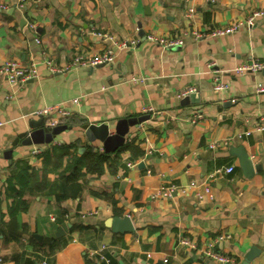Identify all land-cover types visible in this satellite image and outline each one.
<instances>
[{"label":"crops","instance_id":"0c3cea01","mask_svg":"<svg viewBox=\"0 0 264 264\" xmlns=\"http://www.w3.org/2000/svg\"><path fill=\"white\" fill-rule=\"evenodd\" d=\"M106 50L107 64H72ZM250 60L264 63V0H0V67L37 70L19 88L0 72V264H220L209 252L264 264V70L231 72ZM214 80L227 89L214 92ZM189 87L185 102L178 93ZM54 105L70 115L51 118L69 128L39 155L22 139L12 146ZM143 115L110 153L82 130L106 124L114 134L119 120ZM240 147L259 166L250 177ZM89 151L103 152L101 172L75 171ZM21 168L32 178L14 213L7 181ZM168 184L183 192L155 196Z\"/></svg>","mask_w":264,"mask_h":264},{"label":"built area","instance_id":"2783aa9c","mask_svg":"<svg viewBox=\"0 0 264 264\" xmlns=\"http://www.w3.org/2000/svg\"><path fill=\"white\" fill-rule=\"evenodd\" d=\"M189 12H191V9H189ZM261 12L255 11L253 12L249 18L246 21V24L251 26L253 24V20L255 17L261 15ZM31 27H33L32 24H30ZM238 28V25H232L226 29L223 30H215L211 33L213 36H221L227 33H231L234 30ZM106 36V35H104ZM38 42V40H36ZM150 41L157 42L162 45L163 48H171L175 45L182 44V41L179 39L176 40H166L165 38H157V37H150ZM132 45L135 44V42L130 43ZM120 46L124 47L126 46L125 43H121ZM113 53L111 50H106L101 56L99 57H88L85 58L83 55H78L75 57L73 61V66H87V67H94L99 64H107L112 59ZM48 64V63H47ZM51 71L53 69L49 67ZM264 70V63L258 62V61H248L245 63H242L241 65L236 66L234 69L231 70L233 74L241 75L248 72H258ZM0 72L5 77L7 83L13 87V88H19L23 86L25 83H27L30 80L37 78V70L34 64H31L29 66H21L15 61H6L4 64L0 67ZM135 81V79H132ZM227 89V85L214 80L213 83V91L216 93H219L221 91H224ZM258 92L264 91V88L262 86H259ZM194 89L192 87H189L187 89H184L178 93V97H185L186 95L193 93ZM73 102H77V99H74ZM36 115L41 116L46 119V124L49 127H54L57 124L56 117L51 118L52 116H58L61 119L67 118L70 114L69 112L64 109L61 105H54V106H47L43 109L36 111ZM201 115H196L193 119L196 120L200 118ZM256 130H264V125H261L256 128ZM33 149L31 150L30 154L32 155H39L42 152V149L37 147L36 145H33ZM210 148H215L216 144L211 143ZM232 168L226 169V172H231ZM177 192H183L182 188H178L175 185L168 184V185H161L156 191L155 196L161 197V198H172ZM229 236L221 234L217 237L218 240H225ZM209 256L217 261L220 264H229L233 261L232 258L228 257L227 255H223L221 253H214L209 252ZM148 257L150 254L147 255Z\"/></svg>","mask_w":264,"mask_h":264},{"label":"water","instance_id":"95a60500","mask_svg":"<svg viewBox=\"0 0 264 264\" xmlns=\"http://www.w3.org/2000/svg\"><path fill=\"white\" fill-rule=\"evenodd\" d=\"M144 40L143 32H140ZM194 95H189L183 99L187 102L189 99H193ZM150 118L149 115H143L137 118H128L122 119L117 122L115 127V133L110 134L108 126L106 124L92 125L84 124L82 130L88 141L94 142L95 140L99 141L102 144V147L105 153H110L116 151L120 148L125 142V136L129 131L130 127H136L139 122L147 121ZM45 118L38 116L37 119L31 120L29 123V128L31 131L29 133H22L17 137L12 146H14L19 139L21 144L25 146L31 145H43L50 143L59 133L69 128L66 125H56L54 127H49L46 123ZM238 153V160L240 167L245 171L246 176H252L255 171L259 170L258 165H253L250 161L248 155L244 149L235 148ZM11 154V151H8L5 154ZM123 227H126V231H132V226L130 221L127 218L121 220Z\"/></svg>","mask_w":264,"mask_h":264},{"label":"trees","instance_id":"16d2710c","mask_svg":"<svg viewBox=\"0 0 264 264\" xmlns=\"http://www.w3.org/2000/svg\"><path fill=\"white\" fill-rule=\"evenodd\" d=\"M65 122L64 119L59 120L60 124H63ZM103 152L102 154H97L89 151L84 155V159H77L73 162L74 170L79 172L78 169L82 166H86L88 170L91 169L90 165H93L94 170H97L98 172H101V162L103 161ZM11 179H8V195H12L16 198V204L13 208L14 213L17 212V209L25 210L26 209V203L21 202L18 204V198L23 194L24 186L28 183L29 179L32 178V174L29 175L27 173V170L25 168L18 169V172L13 174V176L10 177ZM14 184H17L19 186L20 192L13 191ZM13 192V193H11Z\"/></svg>","mask_w":264,"mask_h":264}]
</instances>
